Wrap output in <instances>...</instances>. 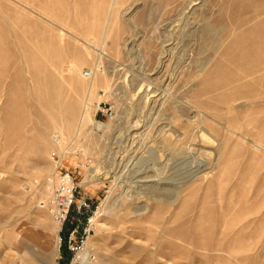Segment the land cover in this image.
Returning <instances> with one entry per match:
<instances>
[{"label":"rangeland","instance_id":"374dc122","mask_svg":"<svg viewBox=\"0 0 264 264\" xmlns=\"http://www.w3.org/2000/svg\"><path fill=\"white\" fill-rule=\"evenodd\" d=\"M53 154L103 204L73 264H264V0H0V264H69Z\"/></svg>","mask_w":264,"mask_h":264},{"label":"built area","instance_id":"2783aa9c","mask_svg":"<svg viewBox=\"0 0 264 264\" xmlns=\"http://www.w3.org/2000/svg\"><path fill=\"white\" fill-rule=\"evenodd\" d=\"M85 74L89 76L88 72H85ZM102 93L104 92L102 91ZM95 114L109 117L112 114L111 106H107L106 101H99L95 106ZM53 140L55 143H61L58 134L53 135ZM52 159L54 160L53 171L41 178H34L30 186L42 191L44 197L40 200V207L49 211L53 221L59 227L58 233L63 232V227L69 220L70 212L74 209L77 215L75 224L63 238L69 264H71L78 253L83 251L86 241L94 228L92 227L90 216L95 210H92L91 203L84 195L78 194L80 184L76 181L71 171L62 168V160L59 155L53 154ZM94 207L96 209L97 205ZM58 237L60 246L62 237L60 235ZM63 261L64 258L59 252L54 264H63Z\"/></svg>","mask_w":264,"mask_h":264},{"label":"bare ground","instance_id":"6f19581e","mask_svg":"<svg viewBox=\"0 0 264 264\" xmlns=\"http://www.w3.org/2000/svg\"><path fill=\"white\" fill-rule=\"evenodd\" d=\"M179 28H180V27H179ZM179 28H178V29H179ZM173 30L176 31V29H173ZM101 52H102V51H101ZM165 53H166V52H165ZM163 54H164V53H163ZM96 124H97L96 126H97L99 129H100V128H103V127L106 126V125L103 124V123H96ZM94 174H95V170L93 169L92 172H91V176H93ZM193 177H194V175H193ZM193 177H191V178H193ZM191 178H190V179H191ZM91 181H93V180H92V179H89V180L84 181V182H82V183L85 184V183H87V182H91ZM82 183L80 182L79 184L82 185ZM179 189H180V186L178 187L177 194H176L175 199H174L173 202H175V201L179 198V194H180ZM173 202H171V203H173ZM100 206H103V204L101 205V202H99V204L97 205V208L95 209L94 213L90 216V221H91L92 227L95 226L94 223H97V216H98V214L100 213V210H101V209L99 210ZM145 206H146V205H145ZM145 209H147V207H145ZM98 210H99V211H98ZM86 243H87V241H86ZM85 245H86V244H85ZM57 250H58V249H57ZM57 250H56V256L58 255ZM78 256H79V258H80V259L82 260V262H83V260H87L89 254H88L87 252H85L84 249H83V251H81L80 253H78V255L74 258V260L72 261L71 264H73V262L75 261V259H76Z\"/></svg>","mask_w":264,"mask_h":264},{"label":"crops","instance_id":"0c3cea01","mask_svg":"<svg viewBox=\"0 0 264 264\" xmlns=\"http://www.w3.org/2000/svg\"><path fill=\"white\" fill-rule=\"evenodd\" d=\"M62 168L65 169L63 166H62ZM65 170H67V169H65ZM79 191H80V189H79ZM80 195H84V196L86 197V199H87L90 203H93V200H92L93 197L90 196L88 193H86V191L83 190V191L80 193ZM64 257L68 258L66 251H65V256H64ZM63 264H64V261H63Z\"/></svg>","mask_w":264,"mask_h":264}]
</instances>
